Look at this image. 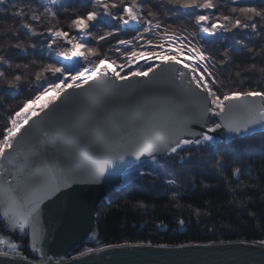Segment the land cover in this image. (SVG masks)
Masks as SVG:
<instances>
[{"label":"snow or ice","instance_id":"snow-or-ice-1","mask_svg":"<svg viewBox=\"0 0 264 264\" xmlns=\"http://www.w3.org/2000/svg\"><path fill=\"white\" fill-rule=\"evenodd\" d=\"M29 70L34 95L0 129V264L104 251L57 258L50 246L94 231L118 174L173 200L216 177L237 221L264 228V171L245 185L241 163L258 150L264 164V0H0V95Z\"/></svg>","mask_w":264,"mask_h":264},{"label":"trees","instance_id":"trees-1","mask_svg":"<svg viewBox=\"0 0 264 264\" xmlns=\"http://www.w3.org/2000/svg\"><path fill=\"white\" fill-rule=\"evenodd\" d=\"M80 11H84V9H80ZM65 27L67 25V22L62 21L61 22ZM104 31L102 28H97L96 32L100 33ZM88 43L95 45L96 41L93 38H88ZM114 43V41H112ZM102 49L107 52L108 44L103 43ZM66 51V48H58L53 55H56L57 53L63 54ZM114 56V53H112ZM29 60H32L33 57L29 56ZM230 81L225 80L224 83L227 84ZM36 86V81L34 79V72L33 71H27L25 73V81L22 83L19 89H16V92L18 94L15 97H11L10 95L2 96L4 98L5 103H0V110L8 109L7 112L17 108L19 105H21L25 100L26 96H32L34 93L31 91V88H34ZM31 91V92H30ZM8 102V103H6ZM5 113L0 114V129H2L5 125L3 123H6L7 116L4 115ZM261 140V136H258V141ZM259 154V153H258ZM260 156V155H259ZM261 158V157H260ZM257 161H255L256 163ZM259 162V161H258ZM260 163V162H259ZM262 171H264V164H261L260 169H254L252 170V175H259ZM251 174L247 178H252ZM223 175V174H222ZM199 178V177H198ZM213 176H204L203 178H200L203 180L204 184H207L210 186L212 190L210 191H204L202 190V185H196V186H190L187 184L188 188L192 187L191 191L187 193V195L184 196L183 200H173L172 196L169 194L168 198L160 197L159 199L153 198L152 196H149V190L151 189V186L147 188H142V191L137 192L136 189L130 190L128 188L122 189L121 191H124V194L127 195V198H123L122 194L119 193H113L110 199L112 200V205L106 208L98 207L97 211L101 213L102 210V217H98V229H99V241L103 243H116L121 242V240L127 239V240H146L143 234H137L136 231H134L131 226H134V228L139 227V223H136L137 220L143 222L144 220L140 217L141 214L143 216H146L147 219H152L156 222V220H161L164 223H168L172 220L173 217L177 215H182L184 223H190L191 220L189 218L190 211L192 209H198L199 214L202 212L203 214L210 213V215L207 217L208 221L211 220V223L207 221V224H204L203 226L205 229L197 233L196 228H194L193 231L190 228H186L185 224L183 225L186 229L185 233H182V236H174L170 238V242H182L185 241H200V240H216V237H209L206 233V230L211 227L213 224H215L217 221L220 225L218 229H220L221 232H223V237H219L222 240H239V239H245V240H258L261 238H264V228H261L262 221L256 220L254 223H248L247 218H245L244 222H239L236 219V213L234 209L227 208V202L230 199L227 195H225L226 189L223 186H220V184L216 183V179H213ZM243 179H246L243 177ZM249 179L247 181H244L245 185L249 183ZM214 181V183H212ZM234 187V185H232ZM158 189V187H154ZM130 190V191H128ZM256 196L257 199V207L259 206V196L261 195L259 192L253 194ZM168 199V200H166ZM136 200H140L143 205L142 211H139V208L135 210L133 207L135 204L133 203ZM162 207V211H160L157 207ZM236 206H241L242 204L239 200L236 201ZM187 208V209H186ZM189 209V210H188ZM135 210V211H134ZM146 210V211H145ZM145 211V212H144ZM251 212V210H249ZM104 212V213H103ZM180 212V213H179ZM138 214V215H134ZM178 213V214H176ZM187 217V218H186ZM103 218V219H102ZM223 220H229V221H223ZM221 221V222H220ZM130 222H135L134 225ZM153 223V222H152ZM154 225V224H153ZM218 225V224H217ZM159 226H163V224H160ZM237 228L234 231H232V228ZM156 229V228H155ZM232 233V235H230ZM177 235V232H176ZM169 238V237H168ZM123 239V240H124ZM148 239V238H147ZM168 241V240H167Z\"/></svg>","mask_w":264,"mask_h":264},{"label":"water","instance_id":"water-1","mask_svg":"<svg viewBox=\"0 0 264 264\" xmlns=\"http://www.w3.org/2000/svg\"><path fill=\"white\" fill-rule=\"evenodd\" d=\"M218 139L226 134L218 133ZM122 174L113 178L114 183L120 184ZM93 232L87 236L81 232L75 238L52 244L51 252L59 258L82 245H90L97 236L94 218L91 222ZM87 227V225H86ZM239 242H226L217 245H191V247H136L112 248L96 252L83 259L84 264H264V249L254 242L243 241L247 247ZM57 264H69L62 262Z\"/></svg>","mask_w":264,"mask_h":264},{"label":"rangeland","instance_id":"rangeland-1","mask_svg":"<svg viewBox=\"0 0 264 264\" xmlns=\"http://www.w3.org/2000/svg\"><path fill=\"white\" fill-rule=\"evenodd\" d=\"M71 31V30H70ZM68 49H66V51H67ZM31 91H32V88H31ZM30 91V92H31ZM18 94V92H16V90H12L11 91V94H10V96L11 97H15L16 95ZM49 94H52V92H49ZM34 95V94H33ZM32 95V96H33ZM2 96H5V95H0V103H5V100H4V98H2ZM28 97H30V96H26V98H28ZM6 103H8V102H6ZM8 109H3L2 111L0 110V114H1V112L2 113H5L4 115L5 116H7L6 115V111H7ZM6 118V117H5ZM3 125H5L6 126V123H3ZM4 126V127H5ZM3 127V128H4ZM2 128V129H3ZM258 136H261V134L260 133H257L256 134V136L255 137H253L252 138V143L253 144H257L259 141H258ZM224 137H222L221 139H223ZM261 139H262V136H261ZM226 147H230V145H228L227 143H222L221 145H220V148H226ZM259 152H258V150L255 152V153H253V154H251L250 156H248V154H247V152H244L243 154H242V156H241V163H244V164H247L248 165V168H249V173H248V175H246V176H243L244 178H246V179H243V177H242V182H244V181H247L249 178H247L251 173H252V170H253V168L256 170V169H260L261 168V158H260V156H259V154H258ZM255 161H257L256 163H255ZM260 163H259V162ZM251 176L252 177H255L256 175H252L251 174ZM221 178H223V175L221 174ZM213 179H216L217 181H215L216 183H218L219 184V180H218V178H216V177H214ZM212 183H214V181H212ZM121 185H122V187H121V189L120 190H118V191H116V193H119L122 189L124 190V189H126V188H128V189H130V190H133V189H136V191H142V188L141 189H137L138 188V186L135 184V185H133V186H131V187H128L127 185H123V182L122 183H120ZM215 184V183H214ZM221 186V185H220ZM133 188V189H132ZM191 189H192V187H190V188H188V186H187V184L185 185V195H187V193L189 192V191H191ZM130 190H128V191H130ZM150 191H152V193H149V196L151 197H153V198H160V197H165V198H168L169 199V197H168V195H165V193H164V190H162L161 188H158V189H156V188H152V189H150L149 190V192ZM115 193V192H114ZM112 194L113 193H110V197L112 196ZM164 198V199H165ZM168 199H166V200H168ZM160 200V199H159ZM105 204H106V206L105 207H103V208H106V207H109V206H111L113 203H112V200H111V203H108L107 201H105L104 202ZM134 204H135V206L133 207L135 210H137L138 208H139V211H142V210H144L143 208V205H142V202L140 201V200H136V201H134L133 202ZM160 211H162L163 209H162V207H159V205H158V207H157ZM97 209H98V207H97ZM187 209V208H186ZM134 210V211H135ZM189 210V209H188ZM146 211V210H145ZM144 211V212H145ZM194 211L195 210H191L190 211V216H189V218H190V220H191V222L190 223H187L185 226H187V228H190L191 230H189V232L190 231H193L194 230V228H196L195 230H197V233H200V232H202L204 229H205V227L204 226H201L200 224H201V222L199 223V222H197V221H195V219H194ZM100 212V211H99ZM101 213H102V210H101ZM104 213V212H103ZM180 213V212H179ZM134 215H138V214H135V213H133ZM176 214H178V213H176ZM200 216H202V223H204L203 221H204V219H206L205 218V214H203L202 212H200ZM199 216V217H200ZM234 216H236V215H234ZM100 217H102V215H100ZM145 222H148L149 224H154L155 223V221H153L152 219H147V217L146 216H143L142 214H141V216H140ZM183 217L184 216H182L181 214L180 215H177V216H175V217H173L172 218V220L171 221H169L168 223H164L163 221H161V220H156V222L157 223H162L163 224V226L161 227V228H159L158 229V227L156 228V230H154L155 231V233H159V235H161L162 233L163 234H166V235H168L169 236V238L168 239H170L171 237H173V235L175 234V236H182V233H185L186 232V229L184 228V227H182L179 223H178V221L180 220V219H183ZM208 217V216H207ZM187 218V217H186ZM103 219V218H102ZM98 218L94 215V221H95V224H96V226H97V224H98ZM223 221H229V220H223ZM153 222V223H152ZM221 222V221H220ZM185 224V223H184ZM183 224V225H184ZM218 224V225H217ZM215 225V231H209V230H206V233L208 234L207 236H209V237H223V232H221L220 231V229H218L219 227H220V225H219V223H218V221L214 224ZM193 229V230H192ZM235 229H237V228H232L231 230L232 231H234ZM176 232H177V235H176ZM97 236L99 237V229H97ZM174 233V234H173ZM230 235H232V233L230 234ZM174 236V237H175ZM100 238V237H99ZM239 240H241V241H250V242H255L256 240H245V239H239ZM239 240H235L234 242H239ZM232 241V240H231ZM18 242V241H17ZM101 242L100 241H94V245H91V246H89V245H82L79 249H76V250H72L71 252H70V256H72L73 254H76V253H78L79 251H84V250H86V248L87 247H97V245H99V246H101Z\"/></svg>","mask_w":264,"mask_h":264},{"label":"bare ground","instance_id":"bare-ground-1","mask_svg":"<svg viewBox=\"0 0 264 264\" xmlns=\"http://www.w3.org/2000/svg\"><path fill=\"white\" fill-rule=\"evenodd\" d=\"M53 94V93H52ZM52 94H48L49 96H51ZM223 134L224 133H222V136H223ZM215 135V134H214ZM123 182V175H121V178H120V183H122ZM137 186H138V188L137 189H141V188H147V187H149V183L147 182V181H143V182H139V183H137L136 184ZM151 186V189L152 188H154L152 185H150ZM114 193V192H113ZM135 193H138V191L137 192H135ZM149 193H152V191H150ZM120 194H122V197L123 198H127V195H125L124 194V191H121L120 192ZM192 210H195L194 211V219H195V221H197V222H201V226H203L204 224H207V221H208V219H207V216L205 215V218L206 219H204V223H202V216H200V214L199 215H197V213H199L198 211V209H192ZM206 213V212H205ZM200 216V217H199ZM137 222H138V220H137ZM136 222V223H137ZM209 222L211 223V220L210 221H208V224H209ZM130 223H132V225H134V223L135 222H130ZM135 223V224H136ZM94 224H95V221H94ZM96 225V224H95ZM186 225V224H185ZM135 227V225L134 226H131V228L134 230V231H136V233L137 234H143L145 237H147V238H145L146 240H143V241H140V240H134V241H132V240H127V239H122L121 240V242H116V243H103V244H101V246L100 247H102V248H105V250H107L108 248L106 247L108 244H112V245H116V244H120V245H128V246H136V245H140L139 247H148L147 245L150 243L151 244V247H159V245H165L166 247H172V248H174V247H178L179 245H185L186 247H191V245H208V244H210V243H212V244H215V245H217V244H219V243H221V242H223V243H226V242H230V243H232V242H234V241H231V240H222L221 238H216V240H211V241H206V240H200V241H196V240H193V241H191V240H189V241H185V240H183L182 242H170V240L171 239H168V235H166V234H161V235H159V233H155L154 231H150V233H144V230H142V229H140L139 227H137L136 226V228H134ZM162 227V226H161ZM161 227H159V228H161ZM182 227H184V226H182ZM186 228H187V226H185ZM158 228V229H159ZM96 229H98V226H96ZM157 229V230H158ZM188 229V228H187ZM156 230V231H157ZM98 234V233H97ZM174 234V233H173ZM173 237H174V235H173ZM172 238V237H171ZM168 240V241H167ZM239 241H241V240H239ZM91 245H94V242L92 243V244H90L89 246H91ZM190 245V246H189ZM137 247V246H136ZM112 249V248H111ZM71 252V251H70ZM70 252H68L66 255H63V256H69V257H75V256H78L79 255V252L78 253H76V254H73L72 256H70ZM58 258V257H57ZM68 260H59L58 259V261H57V263H62V262H67Z\"/></svg>","mask_w":264,"mask_h":264},{"label":"flooded vegetation","instance_id":"flooded-vegetation-1","mask_svg":"<svg viewBox=\"0 0 264 264\" xmlns=\"http://www.w3.org/2000/svg\"><path fill=\"white\" fill-rule=\"evenodd\" d=\"M137 223H139V228L144 230V233H150V231L156 230L155 228L161 227L159 225L162 224V223L155 222L154 225H153V224H149L148 222H145V221H143V222L138 221Z\"/></svg>","mask_w":264,"mask_h":264}]
</instances>
